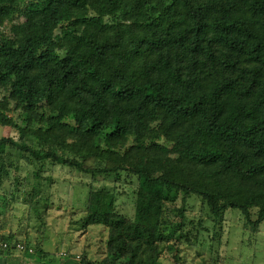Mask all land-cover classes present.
<instances>
[{"label":"trees","instance_id":"16d2710c","mask_svg":"<svg viewBox=\"0 0 264 264\" xmlns=\"http://www.w3.org/2000/svg\"><path fill=\"white\" fill-rule=\"evenodd\" d=\"M0 90L19 132L0 156L138 179L135 218L111 212L105 255L75 264H161L166 205L184 219L194 197L264 223V0H0Z\"/></svg>","mask_w":264,"mask_h":264},{"label":"rangeland","instance_id":"374dc122","mask_svg":"<svg viewBox=\"0 0 264 264\" xmlns=\"http://www.w3.org/2000/svg\"><path fill=\"white\" fill-rule=\"evenodd\" d=\"M60 55L65 56L66 51ZM4 97L0 90V104ZM5 115L12 125L27 127L22 107L10 103ZM12 137L19 138L14 127L0 126V140ZM35 139L28 136L26 141L36 148ZM130 145H134L133 140ZM36 163L27 153L12 148L0 156V236L43 248L52 254V264L79 263L83 252L91 260H100L105 255L109 214L114 211L129 219L136 216L138 179L127 173L118 178L94 177L50 162L38 176ZM39 178L44 185L35 193L33 187ZM37 197L38 207L34 206ZM180 205V201L167 204L164 211L163 228L170 239L160 247L161 264H264V223L255 227L239 210L215 218L198 197L191 199L182 219L174 211V206ZM251 220H258V209L251 210ZM4 244L3 240L0 264H50L39 254L11 261L8 254L16 251L5 249Z\"/></svg>","mask_w":264,"mask_h":264},{"label":"built area","instance_id":"2783aa9c","mask_svg":"<svg viewBox=\"0 0 264 264\" xmlns=\"http://www.w3.org/2000/svg\"><path fill=\"white\" fill-rule=\"evenodd\" d=\"M4 248H5V249H8V248H10V246H9L8 244H4ZM15 250H17V251H19V252H24V251H27V247H26V245L23 244V243H17V244H16V248H15ZM29 252L32 253V252H33V249L30 248V249H29Z\"/></svg>","mask_w":264,"mask_h":264},{"label":"crops","instance_id":"0c3cea01","mask_svg":"<svg viewBox=\"0 0 264 264\" xmlns=\"http://www.w3.org/2000/svg\"><path fill=\"white\" fill-rule=\"evenodd\" d=\"M13 251H16V253H11V254H8V256H9V259L11 260V261H13V259L14 260H17V258L19 257V256H21L22 254L19 252V251H17V250H13ZM7 256V255H6ZM6 256H4V258L7 260V258H6ZM5 260V261H6ZM7 262V261H6ZM8 263V262H7Z\"/></svg>","mask_w":264,"mask_h":264},{"label":"bare ground","instance_id":"6f19581e","mask_svg":"<svg viewBox=\"0 0 264 264\" xmlns=\"http://www.w3.org/2000/svg\"><path fill=\"white\" fill-rule=\"evenodd\" d=\"M76 123V122H75ZM54 164V163H53ZM12 184V183H11ZM109 194V193H108ZM110 195V194H109ZM68 213V212H67ZM67 220V219H66ZM131 224V223H129ZM135 225V224H134ZM88 228V227H87ZM157 232V231H156ZM15 233V232H14ZM80 242V241H79ZM43 251V250H42ZM50 254V253H49ZM115 254V253H114ZM117 258V257H116ZM112 263V262H111ZM116 263V262H115ZM175 263V262H174ZM113 264V263H112Z\"/></svg>","mask_w":264,"mask_h":264}]
</instances>
